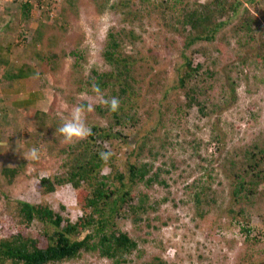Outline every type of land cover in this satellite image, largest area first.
<instances>
[{"label":"rangeland","instance_id":"obj_1","mask_svg":"<svg viewBox=\"0 0 264 264\" xmlns=\"http://www.w3.org/2000/svg\"><path fill=\"white\" fill-rule=\"evenodd\" d=\"M210 1L49 0L44 7L30 2L27 20L12 11L8 21L19 20L21 26L13 43L24 59L32 54L30 39L40 27L44 44L54 37L56 51L65 55L35 65L47 84L48 103L0 125V239L20 229L19 201L47 204L71 221L82 214L77 197L88 194L86 181L76 189L65 179L46 192L40 179H64L75 166L86 139L67 144L56 129L75 105L92 103L95 110L86 114L87 125L118 132L105 140L95 138L101 151L113 153L100 173L110 175L109 188L120 186L119 173L127 181L130 163H146V177L157 174L150 186L139 182L131 187L132 200L113 219L112 229L137 241L122 264H264V152L254 148L255 142L264 148V0H231L239 10L212 12L216 21L225 23L211 39L185 45V38L196 32L189 24L181 27L178 18L208 8ZM15 3L20 4L1 0L0 6ZM164 6L161 16L159 8ZM248 21L254 23L249 36L240 27ZM111 31L122 52L139 59L127 93L119 95L112 86L101 89L106 98L120 100L115 113L91 91L98 82L94 71L115 73L102 56ZM185 57L199 68L182 88ZM155 76L158 83L153 87ZM32 147L39 149L38 160L23 157ZM251 152L256 153L255 163L245 161ZM240 179L250 192L245 190L237 200L233 189ZM141 191L151 207L128 213ZM47 226L33 219L22 230L45 246L42 233ZM89 231L93 229L85 228L79 237ZM48 264L113 261L97 251H82Z\"/></svg>","mask_w":264,"mask_h":264},{"label":"trees","instance_id":"obj_2","mask_svg":"<svg viewBox=\"0 0 264 264\" xmlns=\"http://www.w3.org/2000/svg\"><path fill=\"white\" fill-rule=\"evenodd\" d=\"M20 4L21 14L24 15V18H28L30 3L25 1ZM97 5L98 9L102 10L101 4L98 3ZM38 6L40 5L38 4ZM239 6L238 3L231 0H211L208 8L184 13L181 18H178V23L181 24V27L189 24L196 32L193 36H189L188 39L185 38V45H189L195 40L211 39L214 33L224 25V21H216L212 17V12L217 14L231 12L235 14L239 10ZM153 9L157 10V8L152 7L151 10ZM159 9H161L160 15L163 16L166 7ZM251 20L254 21V18ZM253 26L254 23L248 21L242 23L240 27L242 32L249 36L254 30ZM173 29L178 30L177 27H173ZM44 34L45 32L41 27L37 31V35L32 32V35L36 36L30 39L34 49L28 60L31 61L32 66L34 65V69L36 63H43L45 60L51 62L55 59L57 60V57L62 58L65 55L62 50L56 51L57 42L54 37H47V44H44ZM10 45H7V50L14 51L13 56L22 55L23 52L20 53L19 51L21 49L13 47V50H11ZM46 51H49V55L45 57ZM102 56L104 61L112 66L115 73H112V71L108 73L94 71L99 87L104 89L103 87L112 86L113 90L118 89L119 95L127 93L132 81H135L133 74L136 73V63L139 59L122 52L120 40L116 38L112 31L108 34V40ZM0 62L6 63L8 60L0 59ZM51 66L52 64H50L49 68ZM198 68L199 65L193 67L191 58L185 57L183 72L179 78L180 87L184 88L186 86L187 80L196 74ZM157 79L158 77L155 76L152 83L153 87L157 86ZM192 99L194 100V98ZM117 134L118 132L111 133V130L103 127L92 126V135L87 138L88 140L86 139V142L81 144V151L84 152L77 157L75 166L71 167L67 172V176L64 179L57 175L53 179H40L41 185L46 192L54 191L56 185L65 182L63 181L65 179L76 189L81 187L83 181L87 182L89 187L88 194H82L77 197L82 214L75 221L64 219L47 204L32 205L25 201L18 202V213L21 217L19 222L20 229L16 228L15 232L10 234L8 238L0 239V264H5L6 262L9 264H48L74 258L82 251H97L99 255L111 259L113 264L125 262V255L136 248L137 241L124 231L112 229L113 219L122 206L132 200L130 196L132 195L130 192L131 187L139 182H144L146 186H150L153 180L157 178V174H154L153 177H146L149 170L146 163L140 166L130 163L127 169V181H125L123 173H119L116 179L119 181L120 186L110 189L107 183L110 175L100 174L104 162L99 159L98 153L102 152V146L96 144L95 138L105 140L111 138L109 136L116 137ZM254 145L256 150L264 152V148L257 147L256 142ZM256 160L255 152H251L250 156L245 155L246 162L255 163ZM260 174L259 170L255 176L260 177ZM245 184L243 179H240L234 187L233 195L237 200L242 197V192L245 190L250 192V189H246ZM113 195L115 196L112 197ZM196 200H199L198 194L196 195ZM150 207L147 193L141 191L137 194L136 202L129 204L128 213L146 212L147 208ZM241 211L239 212L242 213ZM33 219H39L48 225L47 229L42 233L47 238L45 246H41L40 238L24 235L25 233L22 229L28 226ZM134 220H139L138 215L134 216ZM87 227H91L93 231H89L79 237L81 232ZM240 228L241 232L246 234L245 230L247 229H243L244 227Z\"/></svg>","mask_w":264,"mask_h":264},{"label":"crops","instance_id":"obj_3","mask_svg":"<svg viewBox=\"0 0 264 264\" xmlns=\"http://www.w3.org/2000/svg\"><path fill=\"white\" fill-rule=\"evenodd\" d=\"M20 8L21 5L18 3L0 6V17L4 19L0 22V59L8 60L6 63L0 62V125L2 126L11 119H17L27 111H37L48 103L47 84L42 80L40 72L36 67L34 69L28 57L25 59L22 55L15 57L14 51L7 50V45L10 44L13 45L12 48H18L13 42L19 39L21 26L17 23L20 21H8V18L13 15L12 11L17 10L23 17ZM14 14L17 16V13Z\"/></svg>","mask_w":264,"mask_h":264},{"label":"clouds","instance_id":"obj_4","mask_svg":"<svg viewBox=\"0 0 264 264\" xmlns=\"http://www.w3.org/2000/svg\"><path fill=\"white\" fill-rule=\"evenodd\" d=\"M38 73L36 76L38 77ZM91 91L94 93L98 102L107 107L110 112H117L120 107V100L117 97L106 98L104 92L98 84H93ZM94 105L92 103L75 105L70 117L65 119L63 123L56 129V131L63 137L67 144L79 142L87 139L92 135V129L86 123V114L93 112ZM113 153L111 151H102L98 153L99 159L105 164L110 160ZM26 160H38L40 152L37 147H32L23 156Z\"/></svg>","mask_w":264,"mask_h":264},{"label":"built area","instance_id":"obj_5","mask_svg":"<svg viewBox=\"0 0 264 264\" xmlns=\"http://www.w3.org/2000/svg\"><path fill=\"white\" fill-rule=\"evenodd\" d=\"M1 1V0H0ZM14 1H16V0H14ZM17 1H19L20 3L21 2H25V1H27V2H35L36 4H39L40 5V7H44L43 5H44V3L43 2H47V1H49V0H17ZM50 1H57V0H50Z\"/></svg>","mask_w":264,"mask_h":264}]
</instances>
